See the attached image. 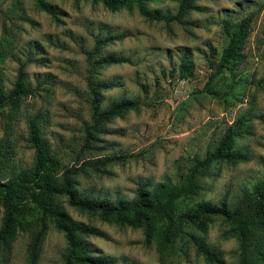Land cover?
<instances>
[{"label": "rangeland", "instance_id": "1", "mask_svg": "<svg viewBox=\"0 0 264 264\" xmlns=\"http://www.w3.org/2000/svg\"><path fill=\"white\" fill-rule=\"evenodd\" d=\"M46 1L60 10L57 17L40 10L37 0H0L2 88L12 87L24 63L33 90L14 110L0 108L1 179L32 166L28 120L36 116L59 173L84 161L125 156L74 176L77 191L95 199L131 200L139 185L182 184L193 158L212 152L228 127L237 131L232 149L245 160L211 163L198 177L199 191L179 207L222 199L234 205L264 183V0H196L180 21L170 23L148 20L135 6L110 11L89 0ZM178 1L156 0L148 8L173 14ZM246 17L251 19L238 60L230 62L231 69L217 70L227 43L223 21L234 29ZM110 35L122 38L105 44L91 60L113 55L128 62L91 67L87 52ZM182 57L191 70L183 79L178 76ZM90 75L112 85L102 91L101 108L121 99L143 104L111 119L85 147ZM58 202L74 221L100 232L88 241L113 264H215L186 237L160 252L154 241H145L141 228L102 221L68 205L64 197ZM2 215L0 204V225ZM229 229L218 217L203 232L188 228L219 254L222 264H239V241ZM30 236V229L18 230L10 246L0 250V264H27ZM65 249L63 233L49 223L36 264H63Z\"/></svg>", "mask_w": 264, "mask_h": 264}, {"label": "trees", "instance_id": "2", "mask_svg": "<svg viewBox=\"0 0 264 264\" xmlns=\"http://www.w3.org/2000/svg\"><path fill=\"white\" fill-rule=\"evenodd\" d=\"M100 2L110 11L135 6L138 13L148 20L170 23L180 19L193 7L196 0H179L175 13L149 9L148 4L156 0H89ZM37 7L57 17L60 10L46 0H37ZM250 17L243 18L233 29L228 20L223 21V31L227 43L222 49L217 70L231 69L230 62H236L246 36ZM121 36L110 35L96 40L92 50L87 52L91 67H103L128 62L123 56L105 55L91 60L100 49ZM24 63L19 64L12 87L6 92L2 88L0 76V108L8 106L14 110L20 100L32 93L25 80ZM190 66L182 57L178 65L179 78H187ZM90 75L87 79L89 90L90 123L84 125V145L91 147L96 135L104 132V125L111 119L123 115L129 110H138L143 104L140 100L121 99L101 108L102 91L112 87L110 83L97 81ZM143 91L146 86L140 85ZM232 127H228L220 137L214 150L203 158H193L191 166L183 177L182 184L170 181L157 183L151 189L139 185L131 200L95 199L81 194L75 188L74 176L85 167L97 168L108 162L122 160L124 155L96 158L84 161L80 166L71 165L61 173L57 171V160L51 153L48 142L42 137L36 116L28 120L27 142L34 150V161L30 168L20 170L12 176L0 178V204L3 208L0 225V250H6L18 230H31L27 247V264H36L40 245L51 223L63 233L66 249L63 264H113L96 254L88 241L91 236H100L93 226L74 221L61 207L58 200L64 197L68 205L94 215L105 222L141 228L146 242L154 241L158 251L165 252L173 248L177 238L186 237L196 251L215 264L223 260L199 236L188 228L203 232L213 218H221L230 226L229 232L239 241V264H264V183L253 194H247L241 202L230 205L226 199L216 203L198 201L186 208L179 207L181 200L194 196L200 189L198 177L213 162H239L245 155L232 149L234 136ZM1 177V173H0Z\"/></svg>", "mask_w": 264, "mask_h": 264}]
</instances>
